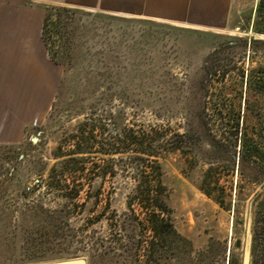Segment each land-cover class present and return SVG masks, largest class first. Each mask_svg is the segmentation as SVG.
<instances>
[{"label":"rangeland","instance_id":"obj_1","mask_svg":"<svg viewBox=\"0 0 264 264\" xmlns=\"http://www.w3.org/2000/svg\"><path fill=\"white\" fill-rule=\"evenodd\" d=\"M257 4L238 1L227 33L50 10L45 39L64 74L44 125L0 146V264H264L263 166L242 164L234 136L220 141L231 107L240 131L256 119L264 140V99L251 98L254 118L245 102L252 70L264 77V45L230 41L264 40ZM158 188L165 212L145 201Z\"/></svg>","mask_w":264,"mask_h":264},{"label":"crops","instance_id":"obj_2","mask_svg":"<svg viewBox=\"0 0 264 264\" xmlns=\"http://www.w3.org/2000/svg\"><path fill=\"white\" fill-rule=\"evenodd\" d=\"M238 1L4 0L0 3V146L23 145L53 109L64 69L52 59L44 39L47 8L227 33L239 27L234 18L240 13Z\"/></svg>","mask_w":264,"mask_h":264},{"label":"trees","instance_id":"obj_3","mask_svg":"<svg viewBox=\"0 0 264 264\" xmlns=\"http://www.w3.org/2000/svg\"><path fill=\"white\" fill-rule=\"evenodd\" d=\"M55 10V9H64V10H71L68 8H61V7H49L46 9V18H45V23H44V39H45V30L47 27V19H48V15L50 10ZM253 32L255 35H264V0H258V4H257V9H256V18L254 20V24H253ZM256 36H253L251 38H240V37H230V41H233L235 43H237V45H244V47H246L248 44H250V48L252 52H259L261 50V48H259L260 45H264V40H260V39H256ZM46 42V39H45ZM47 44V43H46ZM48 47V45H47ZM52 57V56H51ZM52 59L54 60V58L52 57ZM55 61V60H54ZM55 63H57L55 61ZM59 64V63H57ZM214 67L209 68V70H213ZM260 72V71H259ZM258 72V73H259ZM252 74L249 76L248 80H247V91H246V98H245V102H246V107H247V111L248 114L251 116V118L255 117V113L252 112L249 108L250 106V102H251V98H258V100H262L264 99V77L262 79H259V81H261V83L254 81V73L255 70H252L251 72ZM261 74H264L263 71L260 72ZM225 77V76H224ZM243 84H244V75L242 76V88H243ZM240 89V98H243V89ZM225 97V101H229L228 98L229 95H223V98ZM207 100L205 101V103L208 104H212L213 101L217 100V98L212 97V95H209V93H207ZM209 100V103H208ZM231 106V105H230ZM241 106V105H240ZM239 106V107H240ZM224 107H229V105L224 104ZM222 116H226L225 117V123L224 127L222 128V137L220 138V141H227L229 138L231 137H235V143H238V141H241L242 145H241V162L244 166H247L246 164L250 163L251 160H256V161H260L261 166H263V170H264V147L260 148V145H264V140L260 139L261 138V130H263L259 125H258V121L255 119L254 125H253V129H248L247 127L244 128V124L242 127V132L240 131L241 128V110L238 109V111L234 110L233 107H231L229 109V111H227V113H220ZM249 116V117H250ZM247 117V118H249ZM203 128H207L208 124L203 122ZM231 136V137H230ZM205 137L207 138V141L209 142L210 146H211V150H213L214 152L217 149L222 150V147L224 145H222V143H219V140H217V134L212 135V133L210 132L209 129H206L205 131ZM223 138V139H222ZM222 152H226V151H222ZM79 154H83V152H80ZM148 156H152V155H148ZM223 157V155H222ZM228 158V157H227ZM139 161H143L142 159H138ZM152 191L156 192V196L151 198L150 197V193ZM164 191V189L162 188H158L156 190H152V189H147L145 191V193H147V197L145 199V201L147 202H152L153 206L155 208H157V210H160L161 212H165L167 210V206L164 202V199L160 196V194ZM262 207H264V202L262 203ZM264 214V212H263ZM153 220L151 222H153L155 224V231L157 233L161 232L162 234H164L167 230V224L165 225L164 221H159L156 219V214L154 213L152 215ZM156 219V220H155ZM166 228V229H165Z\"/></svg>","mask_w":264,"mask_h":264},{"label":"water","instance_id":"obj_4","mask_svg":"<svg viewBox=\"0 0 264 264\" xmlns=\"http://www.w3.org/2000/svg\"><path fill=\"white\" fill-rule=\"evenodd\" d=\"M36 140V138H34ZM37 264H88L84 258H75V259H67V260H59L53 262H44Z\"/></svg>","mask_w":264,"mask_h":264},{"label":"built area","instance_id":"obj_5","mask_svg":"<svg viewBox=\"0 0 264 264\" xmlns=\"http://www.w3.org/2000/svg\"><path fill=\"white\" fill-rule=\"evenodd\" d=\"M40 181L39 180H35L34 182H33V184L30 186V187H28V191H31L32 190V188L34 187V186H36V187H39L40 185V183H39Z\"/></svg>","mask_w":264,"mask_h":264}]
</instances>
